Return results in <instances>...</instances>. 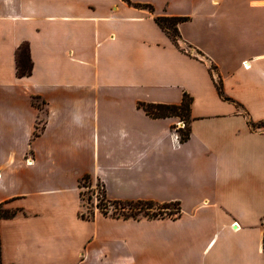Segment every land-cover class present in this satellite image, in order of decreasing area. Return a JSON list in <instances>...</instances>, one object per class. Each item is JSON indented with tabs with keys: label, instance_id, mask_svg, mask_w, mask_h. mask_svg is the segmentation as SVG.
<instances>
[{
	"label": "crops",
	"instance_id": "crops-1",
	"mask_svg": "<svg viewBox=\"0 0 264 264\" xmlns=\"http://www.w3.org/2000/svg\"><path fill=\"white\" fill-rule=\"evenodd\" d=\"M130 1L153 11L0 0V205L16 210L0 218L1 261L264 264V0ZM154 16L186 17L178 45ZM23 42L28 76L16 73ZM183 93L190 133L180 142L179 118L137 104H179ZM85 176L107 200L176 202L180 214L95 206L82 217Z\"/></svg>",
	"mask_w": 264,
	"mask_h": 264
},
{
	"label": "trees",
	"instance_id": "trees-1",
	"mask_svg": "<svg viewBox=\"0 0 264 264\" xmlns=\"http://www.w3.org/2000/svg\"><path fill=\"white\" fill-rule=\"evenodd\" d=\"M130 5L134 7H141L147 8L149 11H153V7L149 4H140V3H133L130 0H124ZM186 17L180 16H154V21L156 24L169 35V37L173 40V42L178 45V41L180 40V35L177 30V24L181 21H184ZM172 31V34L170 33ZM188 46V45H187ZM190 47V46H188ZM15 64H16V73L18 76H28L31 74L32 63L29 58V47L27 42L21 43L15 53ZM209 70L213 72L214 67L211 65ZM214 83L217 89L218 95L228 101H232L229 97L225 96L222 91L221 81L219 76L214 77ZM190 104H191V97L183 93L181 101L179 104H161V103H142L139 102L137 105L139 108L143 109L144 112L152 117V118H164L169 116H176L180 120L185 122V127L183 129H175L177 133L178 139L180 142L185 141L189 137L190 128ZM250 125H253L252 122L249 121ZM259 126L263 123H258ZM174 129V126H173ZM89 176H85L84 178H88ZM102 187V185H101ZM103 197L104 190L102 187ZM82 199V198H81ZM106 200V203L111 205L114 209L120 206H127L130 211L133 209H137V212H144L142 215H138L137 213H129V214H120V213H109L108 208L103 203V207H98V209L103 212L104 214H109L116 217H147V218H161V217H175L180 214V208L178 203L176 202H164V203H156L149 200H137V201H119V200ZM157 209L158 212L169 210V212L164 213H157V214H148L145 210ZM16 214V210L2 208L0 205V218H11ZM84 217V214H81ZM86 216H89L87 214ZM262 247L264 250V223H263V235H262ZM0 264H3L0 257Z\"/></svg>",
	"mask_w": 264,
	"mask_h": 264
},
{
	"label": "rangeland",
	"instance_id": "rangeland-1",
	"mask_svg": "<svg viewBox=\"0 0 264 264\" xmlns=\"http://www.w3.org/2000/svg\"><path fill=\"white\" fill-rule=\"evenodd\" d=\"M172 34V31H170ZM80 188H81V198H82V214L87 215L92 212V209L96 206L103 207V203L108 208L109 213H124L129 214L131 212L137 213L138 215L144 214V212H137V209H133V211H130V209L127 206H120L114 209L111 205L106 203L105 198L103 197L102 187L101 183L93 178H84L80 182ZM148 214H157V213H164L169 212V210L166 211H160L158 212L157 209H151V210H145Z\"/></svg>",
	"mask_w": 264,
	"mask_h": 264
},
{
	"label": "built area",
	"instance_id": "built-area-1",
	"mask_svg": "<svg viewBox=\"0 0 264 264\" xmlns=\"http://www.w3.org/2000/svg\"><path fill=\"white\" fill-rule=\"evenodd\" d=\"M183 49H184L185 51H190L189 48H188L187 46H184ZM245 66H246V65H245ZM184 127H185V122L182 121V120H179V121L176 122V124H175L173 130L175 131V129H183ZM235 226H237V225L235 224Z\"/></svg>",
	"mask_w": 264,
	"mask_h": 264
}]
</instances>
